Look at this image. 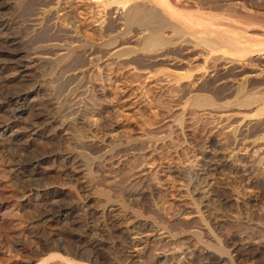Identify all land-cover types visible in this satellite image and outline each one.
Here are the masks:
<instances>
[{"label":"rangeland","instance_id":"rangeland-1","mask_svg":"<svg viewBox=\"0 0 264 264\" xmlns=\"http://www.w3.org/2000/svg\"><path fill=\"white\" fill-rule=\"evenodd\" d=\"M178 1L195 22L147 49L137 28L122 48L111 0H3L0 121L7 94L32 95L0 139V264H264V0ZM11 37L26 78L6 67ZM18 157L43 159L29 196ZM42 190L72 214L37 222L57 209Z\"/></svg>","mask_w":264,"mask_h":264},{"label":"bare ground","instance_id":"bare-ground-1","mask_svg":"<svg viewBox=\"0 0 264 264\" xmlns=\"http://www.w3.org/2000/svg\"><path fill=\"white\" fill-rule=\"evenodd\" d=\"M180 2H182V0ZM186 2H189V1H186ZM112 4H113V6L117 5L118 7H120L119 11H122L121 13L119 12V14H117L118 11L114 12V14H117V16H114L112 14V16L114 18V21H113V18H112V21H113L112 24L114 26L113 28L121 27L122 38H124V40L127 41L125 43V45H127V46L123 45L124 47H122V48L130 47L128 44H131V43L133 44V42H134L133 40L134 39L132 40V37H133V33H135V35H136V32H134L136 30V28L142 30V33L144 32L147 35L146 36L143 33L144 37L146 36L144 38V42H143V38L141 39L143 47L147 48V49H150V48L153 49L154 47H158L159 45H165V47H166V44L169 41L167 42L166 41L167 39L165 40V34H164L165 31H167V30L169 31V29H173L174 31H179V29L180 30L181 29L185 30L186 27H188L190 24L195 22V21L193 22V20H191L192 18L190 19L189 16L186 14L188 12L184 13V12L181 11L180 6L182 5V3L179 5V1L178 0H175V1H173V0H111V2H109L108 6H110ZM5 8H6V3H4L3 0H0V10H3ZM2 27H4V26L0 22V28H2ZM112 32H110V34ZM139 33L141 34L140 31H139ZM139 33H137V34H139ZM117 38H119V37H117ZM8 39H9L8 42H7L8 46L5 47L4 50H3L5 56L7 57V64H6L7 66L6 67L7 68L11 67L12 70H14L16 76H18L20 78H26V77L29 76V70H30L29 63H30V61H23V60H21L19 58L21 52L19 51L18 48H16L18 46L17 45V39L14 38V37H11V38H8ZM228 40H227V42H228ZM224 41H226V40H224ZM111 42H112V39H111ZM113 43H115V42H113ZM227 44L231 45V43H229V42ZM251 44H253V43H251ZM232 45L235 46V44L233 42H232ZM239 45L241 46V44H239ZM121 46H122V44H121ZM237 46H238V44H237ZM243 46L244 45H242V47ZM239 47H237V48L233 47L232 49L235 50V48L238 49ZM119 50H122V49H119ZM60 51H61L60 53H56L59 59L65 58L68 55L67 52H63V50H60ZM243 51L246 52V50H244V49H243ZM92 53H93L92 49H89V50L86 51V54H88V56H91ZM163 55L164 54L161 55V58H163L162 57ZM56 57H55V59H56ZM37 58L38 57L35 56V55L32 57V59H34V60H36ZM180 78H182V76ZM183 78H184V76H183ZM222 79H224V78H222ZM217 81H219V80L217 79ZM220 81H223V80L220 79ZM226 82L227 81H225L224 84ZM31 95H32V92L26 90V91H21L19 93L17 92L16 94H7L5 96L6 97V104L14 105L15 107L14 108L12 107L13 109L11 110V113L8 114V115L12 116V117L10 116L13 119L12 121L8 122L10 120L9 116H8L9 119L7 120V122H1L0 121V139L5 137L6 134H8V132L11 131L13 125L16 122H19V120L23 118L24 113L28 110L27 100H28V98ZM199 100H201V98H199ZM199 100L195 101V103L193 102V106H194V104H196L195 106L200 105L201 102ZM207 101H209V100L206 99L205 101H203V102H205L204 104H206ZM203 102H202V104H203ZM248 105H250V104H248ZM4 117H6V116H4ZM2 121H5V120H2ZM26 133L29 134V135H27ZM38 133L39 132L36 130V127L33 126V124H32V125H29L28 127L26 126V128H22V129L16 131L15 135H17V138H18L17 141H20L21 137L22 138L23 137L30 138L31 136L32 137L33 136H38L39 135ZM30 143L31 142H29V140L24 141V144H23L24 148H26ZM42 160H43L42 158H29V159H26V160L22 159V158H19L12 165V167L10 168V173H11V175L13 177H16L17 175L20 174V175H22L25 178V182H26L25 194H27L28 196L31 195L33 193V191L36 190L37 188H41V185L36 182L37 179H35L34 177H35V174H36V168L40 165V162ZM210 168H211V166L209 165L207 167V170H209ZM7 170H9V169H7ZM7 173H8V171H7ZM40 193H41L40 196H41L42 199H45V200H48V201H53V204H57V206H56L57 209L56 210H50V211L48 210V211H46V212H44L42 214L40 213L41 215H40L39 219L36 220L37 222H43V225H45L46 227H51V226H53L55 224H58L59 222H61L62 220L66 219L67 217H69L72 214V209H70L67 205L65 206V205L61 204L58 201V199H60L61 196H62V192H58V191H56V192H48L47 190H42V191H40ZM24 196H26V195H24ZM148 228H149L150 231H154L151 228V226H149ZM134 229H137V227L133 228L131 231L134 232ZM60 240L61 239H59V240L57 239V235H52V234L49 235L47 237V239H45V243H44L45 247L47 248L46 250H49V249L50 250L51 249H56V250L65 249L64 242L62 243V241H60ZM77 241H78V239H77ZM84 247H85V245H84ZM213 264H224V263H223V261L220 260L218 262H214Z\"/></svg>","mask_w":264,"mask_h":264}]
</instances>
